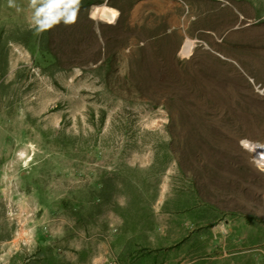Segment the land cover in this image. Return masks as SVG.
Masks as SVG:
<instances>
[{"label": "rangeland", "instance_id": "obj_1", "mask_svg": "<svg viewBox=\"0 0 264 264\" xmlns=\"http://www.w3.org/2000/svg\"><path fill=\"white\" fill-rule=\"evenodd\" d=\"M15 2L0 0V264H153L160 249L156 264H264V171L243 147L264 151V89L181 64L224 55L247 22L189 0H81L73 28L37 33ZM100 5L116 25L89 17Z\"/></svg>", "mask_w": 264, "mask_h": 264}, {"label": "crops", "instance_id": "obj_2", "mask_svg": "<svg viewBox=\"0 0 264 264\" xmlns=\"http://www.w3.org/2000/svg\"><path fill=\"white\" fill-rule=\"evenodd\" d=\"M189 2L190 9L201 14L224 12V7L228 6L240 20L247 23L239 28H234L238 31L236 34L223 38V40L226 39V44L229 47L226 50L221 48L220 52L226 55L228 59L219 53H214L216 57H211L205 50L198 48L189 57L181 61L186 73H191L192 68H205L213 77L215 70L224 69L222 71V73L225 72L223 75H229L231 78L236 79V83L241 84L243 92L249 93L244 79L247 76L252 77L254 82L264 89V0H235L234 5L232 3L222 4L221 0H189ZM217 22H228L225 12L224 18L217 20ZM217 27L221 28L222 26L217 25ZM219 41L217 43L225 45V43ZM207 43L212 44V40H208ZM175 48L172 44L164 49V52H166V55H164L166 69H173L178 66L177 57L173 54ZM221 59L228 60L229 64H222ZM224 76L220 73V77L223 78ZM255 101L260 103L259 100Z\"/></svg>", "mask_w": 264, "mask_h": 264}, {"label": "clouds", "instance_id": "obj_3", "mask_svg": "<svg viewBox=\"0 0 264 264\" xmlns=\"http://www.w3.org/2000/svg\"><path fill=\"white\" fill-rule=\"evenodd\" d=\"M80 5L81 0H29L31 25L37 33L51 30L61 23L71 26L77 22ZM8 6L20 11L15 0H8Z\"/></svg>", "mask_w": 264, "mask_h": 264}, {"label": "bare ground", "instance_id": "obj_4", "mask_svg": "<svg viewBox=\"0 0 264 264\" xmlns=\"http://www.w3.org/2000/svg\"><path fill=\"white\" fill-rule=\"evenodd\" d=\"M117 15L118 14L116 10L112 9V7L110 8L104 5L92 7L89 13V17L91 19L100 20L110 25H114L116 23ZM194 47H195L194 41L189 40L188 38H185L181 46V49H180V54L183 56L189 55L192 52ZM259 93L263 94L261 92ZM249 150H251V152H255L258 155V156L254 155L256 165L258 166L259 164L261 166H264V151H259L252 146L249 147Z\"/></svg>", "mask_w": 264, "mask_h": 264}, {"label": "trees", "instance_id": "obj_5", "mask_svg": "<svg viewBox=\"0 0 264 264\" xmlns=\"http://www.w3.org/2000/svg\"><path fill=\"white\" fill-rule=\"evenodd\" d=\"M39 40V37H35V38H32V41H31V43L32 42H34V41H38ZM30 46L32 47V45L30 44ZM160 251H162L161 249H160ZM160 251L159 250H157V251H155V252H153V254H151V263H153V264H156L157 263V260L159 259V257H160ZM136 252H134V250H129L126 254H124V256H125V258H128V259H130V261L132 262V263H136L138 260H140L137 256L136 257H134V254H135ZM161 261H164V257H166V254L164 253V250H163V254L161 255ZM145 259V258H144ZM146 260V259H145ZM142 262V261H141ZM142 263H145V262H142Z\"/></svg>", "mask_w": 264, "mask_h": 264}, {"label": "built area", "instance_id": "obj_6", "mask_svg": "<svg viewBox=\"0 0 264 264\" xmlns=\"http://www.w3.org/2000/svg\"><path fill=\"white\" fill-rule=\"evenodd\" d=\"M259 143V142H258ZM243 147L247 150V151H249L250 153H251V155L253 156V159L255 158V156L254 155H257L255 152H251V150H249V148H248V145L247 144H245V143H243ZM258 156V155H257ZM256 164V163H255ZM257 166V165H256ZM258 166H259V170H263L264 171V166H261V165H259L258 164Z\"/></svg>", "mask_w": 264, "mask_h": 264}]
</instances>
